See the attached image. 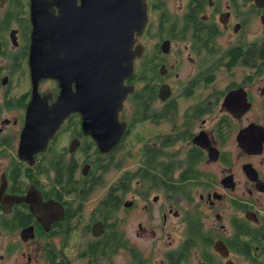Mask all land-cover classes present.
I'll return each mask as SVG.
<instances>
[{
	"label": "flooded vegetation",
	"instance_id": "obj_1",
	"mask_svg": "<svg viewBox=\"0 0 264 264\" xmlns=\"http://www.w3.org/2000/svg\"><path fill=\"white\" fill-rule=\"evenodd\" d=\"M38 3L0 0V264H264V0H148L143 55L114 80L127 97L47 141L62 88L34 45L75 44L62 75L85 104L86 27L36 32Z\"/></svg>",
	"mask_w": 264,
	"mask_h": 264
},
{
	"label": "water",
	"instance_id": "obj_2",
	"mask_svg": "<svg viewBox=\"0 0 264 264\" xmlns=\"http://www.w3.org/2000/svg\"><path fill=\"white\" fill-rule=\"evenodd\" d=\"M39 1L37 0V4ZM47 1L50 4V10H46L49 16L44 15L36 19V32L44 29L43 25L46 24L54 30L53 22L60 23L69 14H71V22L74 21L75 15L81 23L85 24L86 77L84 88L79 90V96L81 94V98L83 96L86 98L85 104L77 105V86L75 91L71 83L67 88L65 86L67 77L62 75V73L67 74V59L64 52L75 44L62 43L60 40L50 42L49 36L39 40L33 48L31 66L38 78L53 77L60 81L62 88L59 99L52 106L47 107V113L37 121V124L43 127L40 132L44 134L45 141L54 135L64 119L72 112L84 111L85 126H92L95 124L92 115L94 110L112 108V105L105 104L104 101L112 102L119 97L121 101H124L127 96L123 93L125 87L122 80H118L116 89L114 80L117 77L123 79L134 73L136 59L142 57L144 52L139 37L144 32L149 19L148 0H82V6L85 7L84 18L77 14L75 6L72 7V4H75L72 0H59L58 14L54 12L52 0ZM75 1L78 4V1ZM96 63H98L97 69L100 75V89L94 91L96 87L90 83V78H92V66ZM87 69L91 70V73ZM135 89L136 85H133L127 88V91L134 92ZM94 101H101V104H95ZM33 104H37L36 99ZM122 107L123 104L119 109ZM89 132L94 133V130ZM41 140L43 141V138Z\"/></svg>",
	"mask_w": 264,
	"mask_h": 264
},
{
	"label": "trees",
	"instance_id": "obj_3",
	"mask_svg": "<svg viewBox=\"0 0 264 264\" xmlns=\"http://www.w3.org/2000/svg\"><path fill=\"white\" fill-rule=\"evenodd\" d=\"M140 97H141V93L139 92V93H137V95L135 96V99L139 101V100H140ZM138 98H139V99H138Z\"/></svg>",
	"mask_w": 264,
	"mask_h": 264
},
{
	"label": "bare ground",
	"instance_id": "obj_4",
	"mask_svg": "<svg viewBox=\"0 0 264 264\" xmlns=\"http://www.w3.org/2000/svg\"><path fill=\"white\" fill-rule=\"evenodd\" d=\"M217 251V250H216ZM220 253V252H219ZM225 256V255H224Z\"/></svg>",
	"mask_w": 264,
	"mask_h": 264
}]
</instances>
